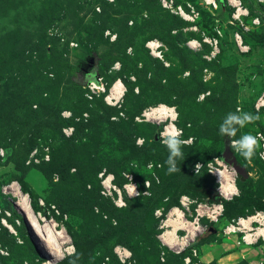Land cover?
<instances>
[{
  "label": "rangeland",
  "instance_id": "obj_1",
  "mask_svg": "<svg viewBox=\"0 0 264 264\" xmlns=\"http://www.w3.org/2000/svg\"><path fill=\"white\" fill-rule=\"evenodd\" d=\"M167 1L0 0V264H264L263 239L247 244L238 232L237 244L249 248L239 254L225 249L235 234L223 231L255 214L253 199L264 206V141L249 161L220 133L239 110L258 118L235 139L264 134V0H241L243 14L226 0L216 8ZM151 41L159 54L146 47ZM95 76L108 87L120 80L116 105L85 97ZM162 105L190 141L172 173L165 144L167 159L147 151L169 120L144 114ZM217 169L240 197L228 212L241 215L214 226L199 206L222 205L224 213L230 196ZM100 174L119 189L135 183L137 194L122 192L116 205ZM16 193L40 226L62 236L39 240ZM182 197L194 202L190 213L166 227ZM197 213L194 234L180 241L182 223ZM172 229L179 231L168 246L161 235Z\"/></svg>",
  "mask_w": 264,
  "mask_h": 264
},
{
  "label": "built area",
  "instance_id": "obj_2",
  "mask_svg": "<svg viewBox=\"0 0 264 264\" xmlns=\"http://www.w3.org/2000/svg\"><path fill=\"white\" fill-rule=\"evenodd\" d=\"M163 7H168V2L167 0H160ZM228 2V4L231 5V0H226ZM235 4L233 7L236 8V13H241L243 14V10H242V1L241 0H234ZM204 3L209 5V6H213L214 8L216 7V0H204ZM176 12L180 15L182 14V12H184L182 10L181 7H178ZM235 18V16H233ZM110 34V32L107 33V35ZM110 36V35H108ZM116 36L113 35L111 36L110 40L113 41L115 40ZM146 47L149 49L150 53L152 55H156L159 54V50L158 48L160 47V44L157 41H151L149 43H147ZM120 84V92H117L114 87L116 84ZM85 97H87L89 100H93L94 98H102L103 102L108 105V106H113L116 105L119 101V99H121L122 95H123V91H122V85L120 80H117L111 87L107 86V83L104 82L103 78L99 77V76H95L94 78H92L91 80H89L86 85H85ZM264 103H260L258 105L263 106ZM257 105V106H258ZM173 111V109H172ZM174 113V111H173ZM145 117V120H148V117ZM175 118V115H174ZM150 119V118H149ZM156 120H167V118H159ZM161 122V121H160ZM164 122V121H163ZM171 123V121H169V123L163 127V132L167 129L168 125ZM173 127L175 128V126L173 125ZM159 133V140L162 144L163 143V139L164 137L162 136V133ZM160 137L162 138V141L160 139ZM190 141H187V143ZM263 147V151L264 152V142L262 144ZM217 171V170H216ZM104 174H100V178H102V185L105 187V190L108 191L110 194L112 195H116V199H114V202L116 205H121L122 204V192H125L128 196H135V194H137V185L135 183H128L123 185L122 189L117 188L113 183V177L110 175L104 177ZM129 180H132L131 176H127ZM230 196V194H227ZM180 205L182 208V211H179L177 208L175 209L176 211H178L180 213V217L182 219L185 218V214L183 211L190 213V207L191 205L194 203L193 201H190V199L188 197H182L180 199ZM201 208H206V210L204 211L205 213H207V217L209 218V224H215L218 222L220 215L223 211L222 205H207V204H203L200 206ZM174 211V210H173ZM173 211L170 213V216H173ZM195 212H197V210H195ZM203 212V213H204ZM198 216H200L197 213V216L192 219L191 221L185 220L184 223H182L181 227L179 230L183 231L185 233V235L183 237L180 238V241H183L185 239H188L189 237H191V235L194 234V230L196 229V226L198 225ZM181 219V220H182ZM253 224H257V226H255V228H252L251 226ZM237 225V227L235 226ZM165 226V225H164ZM250 226L251 228H248L246 230V228ZM182 228V229H181ZM179 230H177L176 232H178ZM224 233L225 235L227 234H235L237 236L238 232H242L244 235L242 236V240L244 243L247 244H251L253 242H256L258 240V238H261L264 240V213L262 212H256L255 214H252L251 216H248L246 218H238L237 220H233L232 223H230L228 226L224 227ZM246 232H249V237H247ZM164 234V232H163ZM162 234V235H163ZM161 235V237H162ZM162 242H165L166 245L169 246V244H167V241L162 238ZM238 243V242H237ZM183 245H185V242L183 243ZM125 253L123 252V255Z\"/></svg>",
  "mask_w": 264,
  "mask_h": 264
},
{
  "label": "clouds",
  "instance_id": "obj_3",
  "mask_svg": "<svg viewBox=\"0 0 264 264\" xmlns=\"http://www.w3.org/2000/svg\"><path fill=\"white\" fill-rule=\"evenodd\" d=\"M258 117L251 113H242L239 110L235 113H229L220 126L221 135L230 138L231 149L238 152L246 160H251L256 154L257 149L260 147V141H264V134L252 135L244 134L235 139L237 136L238 128H243L246 124L252 123ZM181 130L169 126L163 133V143L169 149L170 155L167 163L170 165L168 171L170 173L176 172L179 169L176 166V160L183 158L181 148L187 141L181 139ZM260 157L264 159V152L259 153ZM200 165H197L198 168ZM260 212V211H259Z\"/></svg>",
  "mask_w": 264,
  "mask_h": 264
},
{
  "label": "bare ground",
  "instance_id": "obj_4",
  "mask_svg": "<svg viewBox=\"0 0 264 264\" xmlns=\"http://www.w3.org/2000/svg\"><path fill=\"white\" fill-rule=\"evenodd\" d=\"M234 4H235V1L231 0V5L234 6ZM180 16L183 19L187 20V21L190 20V18L184 12H182V14H180ZM237 40H238V43L240 44V41H239L238 37H237ZM119 87H120V84L118 83V84L115 85L114 89L117 92H120V88ZM169 108L170 107L167 108V107H164L162 105V106H160L157 109H151V111L146 112L144 115L146 117H148V119L149 118H151V119L167 118V120L171 121V123L168 125V127L169 126L173 127V120H174V113L175 112L173 113L172 109H169ZM215 177L218 180H223L225 182L223 184V186H222V188H223L222 192H226V194L235 193L234 192L235 187L232 185V183L229 180L228 176H226L221 170L217 169V171H215ZM16 195L19 198L18 205H19L20 209L26 214V217L28 218L31 227L34 229L35 234H36V236L38 237L39 240L43 241V243H45V244H49L52 241L53 238H58V237L62 236V232L60 230L58 231L55 225H53L51 227H49V226H40L37 223V220L34 219L33 215L29 212L30 208L28 209V204H27V201H26L27 197L26 196H22L19 193H16ZM173 216H174V218H172L173 220L169 221L168 224H167L168 226H166V227H170V225H172L174 221H177L179 219V217H180V213L178 211L174 210L173 211ZM249 234H250L249 232H246L247 237H249ZM175 235H176V229H172V230L166 231L162 235V238L168 239V238H171L172 236H175ZM167 243L170 244L171 240H169ZM56 252H58V251H56ZM48 254L51 255V252L48 253ZM58 257H59V255H58Z\"/></svg>",
  "mask_w": 264,
  "mask_h": 264
},
{
  "label": "trees",
  "instance_id": "obj_5",
  "mask_svg": "<svg viewBox=\"0 0 264 264\" xmlns=\"http://www.w3.org/2000/svg\"><path fill=\"white\" fill-rule=\"evenodd\" d=\"M91 101H102L103 102V100H102V98H94L93 100H91ZM158 138L157 139H155L154 141H153V144H152V147L151 148H149L147 151L150 153V154H157V155H160L161 157H163V158H165V159H167L168 157H167V151H166V149H165V147H164V145L160 142V140H159V132H158ZM14 179H17L16 177H14ZM21 190L24 192V193H26V194H28L29 193V189H28V187L26 186V184H24V183H21ZM249 197H253L254 198V196H252V195H250ZM215 199H213V200H216V198L217 197H214ZM240 197L238 196V197H234L232 200H230V201H223V203H224V213L222 214V218L220 217L219 218V220H218V222L217 223H215V224H211V225H214V226H216L221 220H225V221H231V220H233L234 218H236V217H240V215L241 214H238V213H240V211H239V209L240 208H238V209H235L236 211H235V213H229L228 211L231 209V207H232V205H235L236 203H240L241 201L240 200H238ZM239 201V202H238ZM253 201L254 202H257V206L256 207H254L253 205H249L250 207H253V208H257V209H255V211L256 210H259V211H263L264 212V206L261 204V201H259L258 199H253ZM245 207H247V206H244L242 209H241V212H245V211H242ZM247 210V209H246ZM210 225V226H211ZM212 264H214V263H212Z\"/></svg>",
  "mask_w": 264,
  "mask_h": 264
},
{
  "label": "crops",
  "instance_id": "obj_6",
  "mask_svg": "<svg viewBox=\"0 0 264 264\" xmlns=\"http://www.w3.org/2000/svg\"><path fill=\"white\" fill-rule=\"evenodd\" d=\"M264 133V132H263ZM236 196H238V195H236L235 193H233V194H230V198L229 199H227V200H232L234 197H236ZM216 197V196H215ZM256 212H258L257 210L254 212V213H256ZM260 212H262V213H264L263 211H260ZM228 239L231 241V243H228V244H226L227 246L225 247V249H231V250H235L237 253H239L240 251V253H244V251H247V250H249V248H247V247H244V246H241L240 244H237V237H236V235H230L229 237H228ZM231 239H233V240H231ZM233 241V242H232ZM227 249V250H228ZM230 250V251H231ZM229 252V251H228ZM239 253V254H240ZM206 257V256H205ZM207 257H209V256H207ZM208 262V261H207ZM212 263H214V264H217L216 263V261H211L209 264H212ZM235 264V263H234Z\"/></svg>",
  "mask_w": 264,
  "mask_h": 264
},
{
  "label": "water",
  "instance_id": "obj_7",
  "mask_svg": "<svg viewBox=\"0 0 264 264\" xmlns=\"http://www.w3.org/2000/svg\"><path fill=\"white\" fill-rule=\"evenodd\" d=\"M230 165L233 167L234 171H235L238 175H240V176H244V175H245L244 169H243L242 167H239L238 165H236L235 162H231ZM210 231L213 232V229H211Z\"/></svg>",
  "mask_w": 264,
  "mask_h": 264
},
{
  "label": "flooded vegetation",
  "instance_id": "obj_8",
  "mask_svg": "<svg viewBox=\"0 0 264 264\" xmlns=\"http://www.w3.org/2000/svg\"><path fill=\"white\" fill-rule=\"evenodd\" d=\"M231 159H232V158H231ZM231 159L229 160V162H234V161H233V160H231Z\"/></svg>",
  "mask_w": 264,
  "mask_h": 264
}]
</instances>
